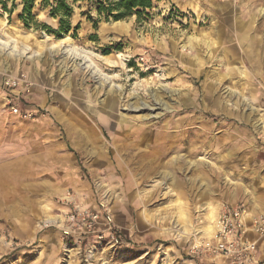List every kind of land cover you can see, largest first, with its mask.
Listing matches in <instances>:
<instances>
[{
    "label": "rangeland",
    "instance_id": "obj_1",
    "mask_svg": "<svg viewBox=\"0 0 264 264\" xmlns=\"http://www.w3.org/2000/svg\"><path fill=\"white\" fill-rule=\"evenodd\" d=\"M40 1L25 27L0 0L17 110L0 97V264H220L187 247L216 205L264 214V0H153L117 21L79 1L60 37ZM75 206L100 225L64 235Z\"/></svg>",
    "mask_w": 264,
    "mask_h": 264
},
{
    "label": "built area",
    "instance_id": "obj_2",
    "mask_svg": "<svg viewBox=\"0 0 264 264\" xmlns=\"http://www.w3.org/2000/svg\"><path fill=\"white\" fill-rule=\"evenodd\" d=\"M16 82H0V97L7 102L12 111H17L11 103L13 95L2 90L12 87ZM65 199H71L69 192ZM108 220V211H103ZM100 216L79 206L65 215L61 226L64 235H69L74 227L82 226L93 231L100 225ZM102 238L103 233H98ZM264 241V214L252 213L244 203L224 204L213 222V230L206 236L193 237L188 242L187 255L193 259L218 261L220 264H258L259 243Z\"/></svg>",
    "mask_w": 264,
    "mask_h": 264
},
{
    "label": "trees",
    "instance_id": "obj_3",
    "mask_svg": "<svg viewBox=\"0 0 264 264\" xmlns=\"http://www.w3.org/2000/svg\"><path fill=\"white\" fill-rule=\"evenodd\" d=\"M34 1L21 0L22 9L18 18L25 27H30L31 25L37 27L40 25L36 23L32 14ZM79 1H95L98 15L104 17L105 20L113 19L115 21L127 18L133 14H140L141 11L150 9L153 4L152 0H41V6L44 9H48V16L56 19V28L53 29L48 25H42L44 29L56 37L66 35L70 31H76L79 25L72 26L70 17L73 10L72 4ZM82 14L86 13L83 12Z\"/></svg>",
    "mask_w": 264,
    "mask_h": 264
},
{
    "label": "bare ground",
    "instance_id": "obj_4",
    "mask_svg": "<svg viewBox=\"0 0 264 264\" xmlns=\"http://www.w3.org/2000/svg\"><path fill=\"white\" fill-rule=\"evenodd\" d=\"M58 41V40H57ZM62 41V40H61ZM64 54H66V56H68V55H70V60H74L75 58H77L78 57V54L77 53H74V52H72L71 50H67L66 49V51L64 52ZM85 59V58H84ZM157 104V103H156ZM159 104V103H158ZM144 107H146L144 104L143 105H139V106H137V107H135V109H143ZM145 109V108H144ZM152 109H154V108H152ZM215 217H216V210L215 209H213V210H210V211H208V214H207V221H206V223H204L205 224V232H206V234H210L211 233V231L213 230V222H214V219H215ZM182 218V217H181ZM185 218V217H184ZM187 218V217H186ZM186 221V220H185ZM198 229H200V228H198ZM202 232H204L203 230H202ZM206 236V235H205Z\"/></svg>",
    "mask_w": 264,
    "mask_h": 264
},
{
    "label": "crops",
    "instance_id": "obj_5",
    "mask_svg": "<svg viewBox=\"0 0 264 264\" xmlns=\"http://www.w3.org/2000/svg\"><path fill=\"white\" fill-rule=\"evenodd\" d=\"M152 1H153V0H152ZM0 149H1V150H4V149H6V148H4V147H0ZM245 205H246V204H245ZM217 206L219 207V205H216V206H215L216 209L218 208ZM247 207H248V206H247ZM251 207H252V208H256V209H258V207L253 206V205H252ZM248 208H249V207H248ZM216 209H215V210H216ZM250 211H251L252 213H262V212H259V211H255L254 209H253V210H250ZM262 214H263V213H262ZM260 248H262V246H260Z\"/></svg>",
    "mask_w": 264,
    "mask_h": 264
}]
</instances>
